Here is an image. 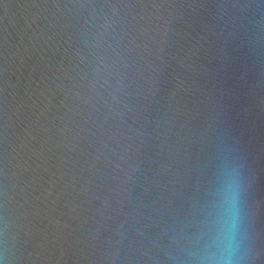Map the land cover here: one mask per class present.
Here are the masks:
<instances>
[{"label":"water","instance_id":"95a60500","mask_svg":"<svg viewBox=\"0 0 264 264\" xmlns=\"http://www.w3.org/2000/svg\"><path fill=\"white\" fill-rule=\"evenodd\" d=\"M230 169L264 264V0H0V264H180Z\"/></svg>","mask_w":264,"mask_h":264},{"label":"clouds","instance_id":"9594fccd","mask_svg":"<svg viewBox=\"0 0 264 264\" xmlns=\"http://www.w3.org/2000/svg\"><path fill=\"white\" fill-rule=\"evenodd\" d=\"M244 191L239 176L229 170L226 189L210 202L201 227L184 248L180 264H246L249 256ZM174 264L177 257H171Z\"/></svg>","mask_w":264,"mask_h":264}]
</instances>
